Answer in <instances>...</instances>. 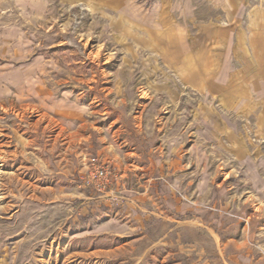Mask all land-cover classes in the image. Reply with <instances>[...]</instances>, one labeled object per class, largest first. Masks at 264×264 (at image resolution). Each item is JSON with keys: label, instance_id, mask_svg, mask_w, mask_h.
<instances>
[{"label": "rangeland", "instance_id": "rangeland-1", "mask_svg": "<svg viewBox=\"0 0 264 264\" xmlns=\"http://www.w3.org/2000/svg\"><path fill=\"white\" fill-rule=\"evenodd\" d=\"M154 2L0 0V264H264V113L161 88L118 14Z\"/></svg>", "mask_w": 264, "mask_h": 264}, {"label": "crops", "instance_id": "crops-1", "mask_svg": "<svg viewBox=\"0 0 264 264\" xmlns=\"http://www.w3.org/2000/svg\"><path fill=\"white\" fill-rule=\"evenodd\" d=\"M110 2L101 6H114ZM122 2L125 7L126 0L116 6ZM134 6L132 14L118 13L120 38L130 41L135 56L145 51L162 64L161 88L172 94L175 79L227 119L263 117L264 0H155L146 11ZM28 77L20 86L28 87Z\"/></svg>", "mask_w": 264, "mask_h": 264}, {"label": "built area", "instance_id": "built-area-1", "mask_svg": "<svg viewBox=\"0 0 264 264\" xmlns=\"http://www.w3.org/2000/svg\"><path fill=\"white\" fill-rule=\"evenodd\" d=\"M90 175H91L89 179L90 182H92L93 185L96 186V189L101 191V188H97V187L105 185V182L108 179L107 167H105L104 165H100V164L97 166L94 165Z\"/></svg>", "mask_w": 264, "mask_h": 264}, {"label": "bare ground", "instance_id": "bare-ground-1", "mask_svg": "<svg viewBox=\"0 0 264 264\" xmlns=\"http://www.w3.org/2000/svg\"><path fill=\"white\" fill-rule=\"evenodd\" d=\"M22 87H24V86H22ZM22 87H21V89H22ZM29 88V87H28ZM27 88V89H28ZM23 95V94H22ZM27 106V105H26ZM9 108V107H8ZM7 111V110H6ZM0 135H3V134H0ZM7 145V144H6ZM13 155H14V153H13ZM4 158H2V160H3ZM12 176V175H11Z\"/></svg>", "mask_w": 264, "mask_h": 264}]
</instances>
